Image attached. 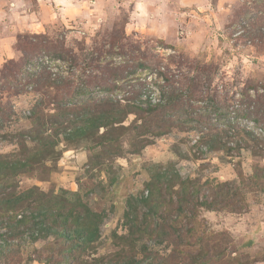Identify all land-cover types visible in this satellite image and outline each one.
Here are the masks:
<instances>
[{"label":"rangeland","instance_id":"374dc122","mask_svg":"<svg viewBox=\"0 0 264 264\" xmlns=\"http://www.w3.org/2000/svg\"><path fill=\"white\" fill-rule=\"evenodd\" d=\"M261 27L264 0H0V158L18 157L15 135L29 128L39 100L47 125L54 122L49 133H61L50 155L15 177V191H42L58 200L51 205L79 200L102 216L96 240L71 252L53 237L8 239L0 218V264H264V40L255 33ZM18 36L38 47L23 65ZM61 50L70 51L74 63L65 54L55 57ZM130 57L148 68L117 80V87L139 79L138 101L146 109L162 94L151 72L165 68L176 89L194 80L197 92L184 98L195 108L194 119L160 137L141 136L149 144L142 142L136 153L129 143L140 123L134 114L112 125L111 147L104 140L112 128L81 135L79 121L69 123L75 131L66 139L67 124L58 114L49 117L56 106L71 120L87 109H111L105 97L120 110L131 104V88L105 92L100 81L101 73ZM43 70L51 82L69 83V91L27 78L35 73L38 79ZM81 83L93 100L87 107L80 100L65 105L62 98ZM208 100L234 119L209 112ZM211 139L214 148L203 144ZM218 143L231 150L217 149ZM156 174L164 179L148 203ZM181 186L189 194L179 209ZM158 196L165 204L157 210L150 204L157 205Z\"/></svg>","mask_w":264,"mask_h":264},{"label":"trees","instance_id":"16d2710c","mask_svg":"<svg viewBox=\"0 0 264 264\" xmlns=\"http://www.w3.org/2000/svg\"><path fill=\"white\" fill-rule=\"evenodd\" d=\"M255 31V33L257 35L259 34L261 39L263 38L264 40V28L261 27L260 29H255ZM23 38L26 39V44L21 42V36L17 37V45L20 42L22 44H20L18 50L23 54V59L21 62H17L21 63V65L26 64L29 60L27 54L35 53L38 48L37 44H33L28 40V37L23 36ZM56 53H58V55H55V57L64 59L63 54H65L68 56L67 59L74 63V58L71 57L70 51L61 50ZM127 59L123 61L121 66L108 68L106 73H101L102 77L100 78V81L104 82L103 84L105 87L101 90H104L105 92H112L116 88L126 89L127 92H129V88H131L129 93H135L130 99H126V101L131 104L126 105L123 110H120L117 100L105 97V101L102 103H105V105H108L111 109L105 110V113L99 112L97 114H94L93 110L91 112L87 109L83 112L77 113V116L71 120H69V118L62 113L61 106H56L54 109L55 114L49 117L54 118L55 115L58 114L60 118L63 119L61 124H67L66 127L62 129V132L64 131L62 134L65 135L66 139L69 138L70 140V135L73 131H75L71 130L69 125L71 122H81L82 128L84 129L80 130V134L85 135L88 130L89 132H93L94 130H98L102 127L112 128L115 124H121L128 114H134L136 119L140 120V123L138 124L135 120L133 121L135 122V125L132 129L135 131H133L134 134L129 140V143L132 147H134L133 152L136 153L139 149H142L144 145L149 144V141H142V139H139L141 136L150 134L153 137H160L168 133L172 128L184 126V124H186L185 122H191V120L194 119L193 115L195 113V108H193L190 103L187 104L184 102V98H191L197 92L198 86L194 80H191L186 87V90L181 87L176 89L174 84L175 79L170 73H168V71H165V68H162L164 72H160L159 70L155 73L151 72L149 75L153 74L158 78L159 82H161V85L158 84V86L162 91V94H160L161 98H159L154 105L148 102L149 104L146 109H143L139 105L140 102L138 101V96L141 94V89L144 88V85L141 81H139V79H133L134 85H136L135 87L134 85L129 84L130 80L119 87H117L115 83L117 80H121L122 78L134 76L138 69L148 68L147 65L142 63L139 59H131V57L128 61ZM198 63L206 65L202 60L198 61ZM20 68H17L15 73H17ZM8 74L11 75V73ZM34 77L35 73L27 74V78H32L30 81L37 82V85L55 86L56 90L64 89L65 92H68V89L71 88L69 83L62 85L64 83L63 81L51 82V76L45 70L40 72L38 79L33 80ZM83 83H85V81ZM83 83H81V86ZM100 88L102 87L99 86V89ZM132 88L134 89L133 91ZM163 89H166V92L163 91ZM82 97H86V99L81 100L80 98ZM62 100L65 101V105L69 102L74 105H78L81 102L80 104L87 107L89 105L88 103L93 100V97L90 89H88V86L83 85L78 90L72 91L71 95L63 97ZM133 102H136V104ZM217 104L218 103L213 102V100H208L207 106L209 108V112L216 113L218 111V117H226L227 122L234 119L229 117V113L217 110ZM43 105V99L35 102L31 108L30 116L28 117L30 122L29 128L15 135L16 145L18 146L19 151L18 157L15 159L0 158V218H3L6 223V233L8 239L22 238L28 234L32 242H35L39 239L45 240L49 237H53L57 242L68 245V250L71 252L73 248H78L77 245L88 246L96 240L98 237V226L102 219L101 214L91 211L79 200L72 205L65 203L51 205L50 203L55 204L58 201L51 195L35 189H29L18 194L16 193L15 186L13 185L15 177L20 172L26 171L30 165L37 163L40 159L50 155L57 145V137L61 133H59L58 130H54L49 133V128H51L54 122L47 125L48 123L44 118V114L41 113V107H43ZM263 111L264 110L261 111V114H263ZM199 116L206 118L204 114ZM242 116H244V118H248L249 114L246 113ZM235 118H237V116H235ZM200 121H202V118ZM204 121L206 120L203 119L202 122ZM152 126L154 127L150 130ZM67 130L70 132H67ZM114 135V128L105 133V147H111V145H113L112 143L114 140L112 137ZM27 142L30 143V147L27 146ZM142 142H145V144L143 143V145ZM203 144L209 148H214L215 142L211 139L204 141ZM218 144L222 145H219L217 149H225L226 151L231 150L230 148H226L223 143ZM254 178L258 180L259 176L255 174ZM160 179H164L162 174H156L154 176L155 182L153 181V183H150L147 187L150 192V196L145 198V202L150 203L153 200L154 193L157 191L156 181H160ZM261 180H264V176L261 177ZM188 194L189 188H183V186H181V189L178 191L179 209L184 207L183 203L187 201L186 197ZM156 202L157 205L155 204L153 206L150 204L151 208L155 207L158 210L159 206L162 207L165 204L161 196H158ZM1 250L2 248L0 246V255ZM63 258V260L66 259L65 257ZM63 260L59 263H63ZM50 263V260L47 261V264Z\"/></svg>","mask_w":264,"mask_h":264}]
</instances>
